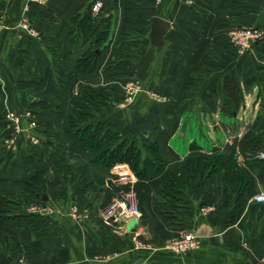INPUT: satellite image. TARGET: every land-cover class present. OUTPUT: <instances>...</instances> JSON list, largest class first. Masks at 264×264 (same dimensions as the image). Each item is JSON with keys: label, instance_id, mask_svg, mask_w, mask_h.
<instances>
[{"label": "crops", "instance_id": "obj_1", "mask_svg": "<svg viewBox=\"0 0 264 264\" xmlns=\"http://www.w3.org/2000/svg\"><path fill=\"white\" fill-rule=\"evenodd\" d=\"M95 1L0 0V178L6 180L0 188L19 199L20 178H42L47 199L33 203L45 210L30 212V203L17 214L50 222L45 231L34 232L20 220L0 219V264L21 257L32 264H264V203L253 200L264 192V182L244 159L245 152L264 146V38L241 54L228 34L236 25L264 28V0H109L113 10L104 61L93 75L76 73L90 30L104 29L100 20L107 14L92 23L86 19ZM92 6L90 14L96 16L100 11L94 13ZM154 16L170 23L159 47L149 35ZM81 25L89 31L78 43L73 38ZM29 80L41 85L18 86ZM50 82L55 89L47 92ZM228 83L236 84L237 94ZM87 85L111 94L91 122L108 124L141 149L153 142L164 170L149 169L139 180L126 162L98 166L92 155L69 143L63 126ZM128 88L135 90L126 101ZM9 111L31 113L36 126L30 129L23 117L16 133ZM178 137L183 145H177ZM235 139L241 142L235 164L196 177L192 187L182 188L176 219L160 217L153 200L162 201L164 171L184 181L189 157L210 164ZM62 163L76 179L60 171ZM241 170L248 186L236 220L228 224L239 186L227 185L225 203L223 176L235 180ZM81 173L87 185L79 190ZM122 174L134 182L119 183ZM127 186L139 197L142 218L132 231L112 229L101 222V211ZM183 232L198 237L197 249L178 254L166 248Z\"/></svg>", "mask_w": 264, "mask_h": 264}, {"label": "trees", "instance_id": "obj_2", "mask_svg": "<svg viewBox=\"0 0 264 264\" xmlns=\"http://www.w3.org/2000/svg\"><path fill=\"white\" fill-rule=\"evenodd\" d=\"M92 4L93 2L89 4L87 9V21L92 23L96 22V20L104 14H107V16L100 20V22L104 23V29H98V27H96L90 30V38L83 48L81 57L75 64L76 73H86L90 75L95 74L104 61L109 46L107 40L112 22V15L109 12V8L104 5L96 16H91L90 8ZM129 9L132 10L131 8ZM76 18H72V25L77 22ZM78 28L80 30L75 33L73 39L80 43L83 41L84 37H87L86 33L89 29L84 28L83 25ZM29 85L39 88L41 84L34 80L18 82V86L20 87ZM60 85H62V83H60ZM226 88H230L233 95L234 93L237 94L236 84L228 83ZM54 89V84L51 82L47 84V92H51ZM110 96V92L103 86H85L81 97L74 101V110L67 116L63 126L62 131L66 139L72 146L79 147L82 151L92 155L91 162L95 165L110 168L117 162H126L139 180L145 179L149 169H155V171L160 172L164 170L165 165L159 156L158 147L153 142H144L142 144L143 149H141L135 139L121 137L119 132L109 127L108 124L97 121L91 122V120L95 118L96 112H100L102 108L108 104ZM235 102H237V100ZM35 105L36 103L31 105L30 108L35 110ZM256 137L257 136H254L255 139L258 138ZM238 143L236 139L232 143H226L222 152L214 156L210 164L201 162L197 157H189L185 161L183 168L184 181H179L170 172L165 170L164 182L158 193V197H161L162 201L153 200V204L158 210V215L165 221H174L176 219V214H179L182 208V206L179 205L182 188L192 187L198 176L203 177L206 174L210 175L216 170L226 169L234 165L236 147L240 146ZM239 144H241V142ZM263 148L264 146L260 145L245 152L244 159L245 164L264 182V158L258 156V152L263 150ZM57 153H59V151L54 149L55 156ZM60 171H63L65 175H72L74 179L77 178V175L73 174L71 170L66 167L65 163L60 164ZM5 181L6 180L3 178H0V185L5 183ZM18 181L22 183L21 197L19 199L3 193L0 188V219L20 220L24 224L29 225L34 232L37 230L41 232L45 231L50 223L48 218L26 212L17 214V211H19L21 207L25 208L26 205L30 203L40 202L42 200V196L46 195L45 181L42 178L35 177L33 174L25 175ZM248 181V176L242 170L240 176L235 180L228 179L226 174L223 176L224 187L222 200L225 203H227L229 196L227 194V185L229 184L231 188H234L232 183L236 182L239 186V194H237L234 205L229 212L228 224H232L236 220L237 213L244 202L243 196L248 186ZM86 185V178L81 173L77 180V187L81 190ZM137 198L139 208L142 211L138 195Z\"/></svg>", "mask_w": 264, "mask_h": 264}, {"label": "built area", "instance_id": "obj_3", "mask_svg": "<svg viewBox=\"0 0 264 264\" xmlns=\"http://www.w3.org/2000/svg\"><path fill=\"white\" fill-rule=\"evenodd\" d=\"M102 6H103L102 3L99 0H96L92 6V11L94 13H97L101 10ZM1 21L2 20L0 16V26L2 24ZM234 30L236 31V29ZM243 35L244 37L240 39V41L245 46L250 41V38L255 39L261 37L262 32L258 30H253V31L248 30L245 31ZM235 38L233 37L234 40ZM134 88L137 89V85H134ZM128 90L130 91L128 92L129 96L125 99L126 101L130 99V96L135 89L128 88ZM7 116H8V120L13 124L14 131L16 133L21 131L20 123L23 117L28 118V126L30 129L36 126V121L35 119H33L31 113L21 114L18 112L9 111ZM28 135L30 141L33 144H36L38 142L37 138L33 136L31 132ZM258 156L260 158H264V152H260ZM118 181L121 184H130V183L132 184L134 182L133 177L128 174L119 175ZM253 200L256 203L263 204L264 192L255 195ZM45 208L46 207H43L42 205H39L37 203H31L28 206V210L33 213H41L42 211L45 210ZM141 218H142V211L139 208L138 201L136 200L135 193L133 190L128 191V190L119 189L117 191V194L111 200V202L101 211V222L104 225L111 227L112 229L124 228L126 227L125 225H127V223H130L131 220L138 225V222ZM198 246H199L198 237L191 232L180 233L176 236H173L166 242V248L178 254H185L191 252L197 249ZM13 264H32V263L29 260H27L25 257H21Z\"/></svg>", "mask_w": 264, "mask_h": 264}, {"label": "water", "instance_id": "obj_4", "mask_svg": "<svg viewBox=\"0 0 264 264\" xmlns=\"http://www.w3.org/2000/svg\"><path fill=\"white\" fill-rule=\"evenodd\" d=\"M99 1L102 3V5L106 6L111 11L113 10L112 4L109 0H99ZM169 25L170 23L167 20L162 19L158 16H154L151 18L149 35H150V41L154 46L159 47L163 44V36L167 32ZM46 199H47L46 195H43L42 200L45 201ZM133 222L134 221L132 220L130 221V224L126 226V230L132 231L136 228L137 224Z\"/></svg>", "mask_w": 264, "mask_h": 264}, {"label": "rangeland", "instance_id": "obj_5", "mask_svg": "<svg viewBox=\"0 0 264 264\" xmlns=\"http://www.w3.org/2000/svg\"><path fill=\"white\" fill-rule=\"evenodd\" d=\"M234 29H236V31ZM248 30H250V31L258 30V31L262 32L263 36L261 35V37H258V38H255V39L250 38V41L247 43V45L244 46V44L240 41V39H242L244 37L243 34L245 33V31H248ZM228 34H229V37H230V39L232 40L233 43L236 40L235 44L237 46V49H238V51L241 54H243V53L247 52L248 50H251L253 45L256 42H258V41H260L261 39L264 38V28L262 26H260V25H257V26H254V25L253 26H244V25L243 26H239V25H236V27H231V29H229ZM233 37L234 38L236 37L235 40L233 39ZM189 134H191V133H189ZM199 138H200V140L204 139V136L199 135ZM182 142H183L182 138L178 137L177 145L182 143ZM180 145H183V144H180ZM183 148H184V146H183ZM124 189L125 190L126 189L130 190V188L128 186L126 188H124Z\"/></svg>", "mask_w": 264, "mask_h": 264}]
</instances>
